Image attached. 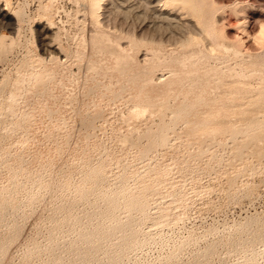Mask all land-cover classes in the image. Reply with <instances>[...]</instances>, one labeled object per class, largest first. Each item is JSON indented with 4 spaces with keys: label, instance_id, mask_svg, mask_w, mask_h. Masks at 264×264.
Returning <instances> with one entry per match:
<instances>
[{
    "label": "rangeland",
    "instance_id": "obj_1",
    "mask_svg": "<svg viewBox=\"0 0 264 264\" xmlns=\"http://www.w3.org/2000/svg\"><path fill=\"white\" fill-rule=\"evenodd\" d=\"M166 1L0 0V264H264V0Z\"/></svg>",
    "mask_w": 264,
    "mask_h": 264
},
{
    "label": "bare ground",
    "instance_id": "obj_2",
    "mask_svg": "<svg viewBox=\"0 0 264 264\" xmlns=\"http://www.w3.org/2000/svg\"><path fill=\"white\" fill-rule=\"evenodd\" d=\"M87 1V7H88V9H89V12L91 13V15H93L94 17L97 15V12H98V8L100 7V4H101V2H102V0H86ZM166 1V0H165ZM171 1H175V2H181V3H184V4H188V3H190V7H192V8H195V6H196V3L199 1V0H167L166 2L167 3H169V2H171ZM6 2V1H5ZM8 2V1H7ZM85 4H86V2H85ZM10 15H13L12 14V12L8 9V7L6 6V5H2V6H0V21L3 23V22H5V20H6V18L8 17V16H10ZM6 26V25H5ZM8 26H10V28L11 29H15V25H14V21H9V23H7V27ZM9 28V29H10ZM210 28H212V26L210 27ZM262 28H264V25H262V27H261V29ZM212 45V44H211ZM47 47V46H46ZM51 47V46H50ZM49 47V48H50ZM48 48V49H49ZM214 49V48H213ZM247 76V75H246ZM249 76V75H248ZM253 85V84H252ZM186 104V103H185ZM187 105V104H186ZM185 105V106H186ZM184 106V105H183ZM182 109V108H181ZM178 110H179V108H178ZM186 110V109H185ZM184 110V111H185ZM182 111H183V109H182ZM181 111V112H182ZM179 114V113H178ZM176 115V114H175ZM180 115V114H179ZM177 116V115H176ZM87 122H89V121H87ZM90 124V123H89ZM91 125V124H90ZM95 171V170H94ZM98 171V170H97ZM99 173H100V171H99ZM99 173H97V174H99ZM93 174H95L94 172H93ZM90 175V174H89ZM88 175V176H89ZM92 175V174H91ZM85 178H87V177H85ZM90 178V177H89ZM92 178V177H91ZM102 178V177H101ZM104 178V177H103ZM97 180V179H96ZM85 181V180H84ZM99 181V180H98ZM101 181V180H100ZM86 182L87 181H85V184H86ZM66 185H67V183H65ZM58 186V185H57ZM59 187V186H58ZM78 187V186H77ZM82 187V186H81ZM80 187V188H81ZM103 187V186H102ZM101 187V188H102ZM94 188V187H93ZM92 188V189H93ZM96 188H98V186L96 187ZM105 188V187H104ZM103 188V189H104ZM58 189V188H57ZM82 190H84V189H82ZM95 190V189H94ZM100 190V189H99ZM108 190V189H107ZM111 190H112V188H111ZM118 190V189H117ZM143 190V189H142ZM89 191H90V189H89ZM92 191V190H91ZM96 191V190H95ZM109 191V190H108ZM127 191V190H126ZM125 191V192H126ZM85 192V191H84ZM113 192V191H112ZM128 192V191H127ZM129 192H130V190H129ZM132 192V191H131ZM79 193V192H78ZM98 193V192H97ZM140 193V192H139ZM120 194H122V193H120ZM79 195V194H78ZM83 195V194H82ZM7 196H9V195H7ZM84 196V195H83ZM100 196H101V194H100ZM138 196V195H137ZM137 196H135V197H137ZM86 197V196H85ZM84 197V198H85ZM106 197V196H105ZM105 197H103V198H105ZM125 197V196H124ZM83 198V197H82ZM101 198V197H100ZM102 198V199H103ZM123 198V197H122ZM132 198V197H131ZM141 198V197H140ZM88 199V198H87ZM143 199V198H142ZM35 200V199H34ZM126 200V199H125ZM125 200H124V202H125ZM133 201H127V204H128V202H129V204L132 206V208L135 206V207H138V210L139 211H141L140 209L141 208H144L145 206H147V205H145L144 206V201H142L141 199H139V197L138 198H134V196H133V199H132ZM8 201V200H7ZM74 201V200H73ZM108 201V202H107ZM32 202V201H31ZM96 202V201H95ZM106 202H107V207H106V209L104 208L105 206H106V204H105V206L103 207L104 209L103 210H101V209H99V210H101V213L104 211V213H105V215L106 216H108V217H112L113 219H115L116 221V223H114V224H111L112 222L111 221H109V223H102V222H99V223H101V224H99V225H97V227L96 228H93L94 226V224L93 225H91V226H93L92 227V229H90L88 226V228H89V230H87V231H82L83 233L81 234L80 232H79V234H81V237H80V235L78 236V237H80L81 238V241H84L85 242V244H87L86 246H84V247H80V249H79V253H81L80 252V250L82 251V253L85 255H83L84 257H87V256H90L91 255V253L92 252H96L97 253V251L99 250V251H101V250H103L105 247H104V240L105 239H108V240H110L112 237H114V236H116V234H118V232H121L122 234H121V236L119 237V239H118V241L115 243V244H118V246L120 247V248H118L119 250H120V252H121V254L124 252V251H126V249L127 248H130L131 246H133V245H135L136 243H138L139 241H140V237H139V231L140 230H138V228H136V227H134V219H133V221L132 220H127V221H123L122 222V220L120 221V220H118V218H117V216H118V214L116 215V209H117V207L119 206V204L121 205V203H120V195H119V193H116V194H113V195H111V196H108L107 197V199H106ZM3 203V202H2ZM1 202H0V204H2ZM74 203V202H73ZM76 203V202H75ZM74 203V204H75ZM97 203V202H96ZM95 203V204H96ZM99 203V202H98ZM104 203V202H103ZM70 204V203H69ZM101 204V203H100ZM145 204H147V201H146V203ZM3 206L5 205V204H2ZM7 205H8V203H7ZM6 205V206H7ZM130 205H128V207H130ZM3 206H2V208H3ZM63 206V205H62ZM61 206V207H62ZM72 206V205H71ZM100 206V205H99ZM126 206V205H125ZM124 206V207H125ZM1 207V206H0ZM19 207V206H18ZM21 207V206H20ZM57 207V206H56ZM66 207V206H65ZM74 207V206H73ZM96 207H97V205H96ZM127 207V208H128ZM134 207V209H136ZM10 208V207H9ZM93 208H94V206H93ZM100 208V207H99ZM102 208V207H101ZM119 208H121V207H119ZM126 208V207H125ZM125 208H123L124 210H126ZM140 208V209H139ZM6 209H8V208H6ZM57 209V208H56ZM147 209V208H146ZM59 210L61 211V209L59 208ZM87 210V209H86ZM85 210V211H86ZM142 210H144V209H142ZM54 211V210H53ZM59 211V212H60ZM64 211V210H63ZM88 211V210H87ZM94 211H95V208H94ZM121 211V210H120ZM132 211V210H131ZM133 211H135V210H133ZM145 211V210H144ZM5 212V211H4ZM3 212V213H4ZM58 212V213H59ZM66 212V211H65ZM64 212V213H65ZM72 212H74V211H72ZM97 212V211H96ZM96 212H95V214H96ZM100 212V211H99ZM128 212H129V210H128ZM142 212V211H141ZM147 212V211H146ZM70 213V212H69ZM68 213V214H69ZM77 213V212H76ZM75 213V214H76ZM104 213H102V214H104ZM131 213V212H130ZM143 214H145L144 212H142ZM86 214H87V212H86ZM90 214V213H89ZM98 214V213H97ZM132 214V213H131ZM1 215V214H0ZM55 215V214H54ZM57 215V214H56ZM65 215H67L66 213H65ZM72 215V214H71ZM88 215V214H87ZM101 215V214H100ZM104 215V216H105ZM121 215V214H120ZM53 216V215H52ZM70 216V215H69ZM72 216H74V215H72ZM86 216V215H85ZM89 216V215H88ZM145 216V215H144ZM143 216V217H144ZM101 217L102 218H104L103 217V215H101ZM126 217V216H125ZM127 217H128V215H127ZM132 217V216H131ZM141 217V216H140ZM142 217V218H143ZM53 218H55V217H53ZM64 218V217H63ZM68 218V217H67ZM99 218V217H98ZM111 218V219H112ZM121 219L123 218V217H120ZM147 218H148V216H147ZM5 219V218H4ZM17 219V218H16ZM69 219V218H68ZM71 219H73V218H71ZM70 219V220H71ZM88 219V218H87ZM97 219V218H96ZM104 219H106V218H104ZM109 219V218H108ZM128 219V218H127ZM132 219V218H131ZM55 220V219H54ZM56 220H57V218H56ZM59 220V219H58ZM85 220V219H84ZM90 220V219H89ZM95 220V219H94ZM86 221V220H85ZM98 221V220H97ZM105 221V220H104ZM103 221V222H104ZM113 221V220H112ZM71 222V221H70ZM75 222V221H74ZM74 222H71V223H73V225H74ZM76 222H78L77 221V219H76ZM87 222H89V221H87ZM67 223H68V221H67ZM84 223V222H83ZM91 223H92V221H91ZM94 223V222H93ZM61 224V223H60ZM63 224V223H62ZM80 224V223H79ZM78 224V225H79ZM98 224V223H97ZM107 224H110V225H107ZM137 224V223H136ZM55 225V224H54ZM4 226V225H3ZM58 226H59V224H58ZM138 226V225H137ZM81 228H82V226H81ZM85 228V227H84ZM77 229V228H76ZM73 231V230H72ZM76 233H77V231H76ZM25 234V233H24ZM119 235V234H118ZM2 236V235H1ZM18 236V235H17ZM24 237V236H23ZM32 237V236H31ZM142 238V237H141ZM52 240V239H51ZM78 240V239H77ZM21 241V240H20ZM51 242V241H50ZM57 242V241H56ZM71 242V241H70ZM54 243V242H53ZM69 243V242H68ZM72 244V243H71ZM77 244V243H76ZM50 246H51V244H49ZM56 245V244H55ZM70 245V244H69ZM77 245H80V244H77ZM76 245V246H77ZM53 246V245H52ZM68 246V245H67ZM70 246H72V245H70ZM75 246V247H76ZM105 246H106V244H105ZM33 247H35V246H33ZM69 247V246H68ZM74 247V246H73ZM72 247V248H73ZM74 247V248H75ZM108 247V246H107ZM31 248V247H30ZM78 248V246L75 248V249H73V250H76ZM109 248V247H108ZM108 248H105L106 250L108 249ZM113 248V247H112ZM66 249V248H65ZM116 249V248H115ZM33 250H35V249H33ZM50 250V249H49ZM55 250V249H54ZM68 250V249H67ZM73 250H71V251H73ZM130 250V249H129ZM0 253H3V252H5V247H4V245H2V246H0ZM30 251V250H29ZM99 251H98V253H99ZM104 251V250H103ZM103 251H101V252H103ZM108 251V250H107ZM109 251H111V248L109 249ZM113 251V250H112ZM115 251V250H114ZM114 251L112 252V253H114ZM116 252H117V250H116ZM53 253V252H52ZM95 253V254H96ZM97 253V254H98ZM103 253H105V251L103 252ZM107 253V252H106ZM112 253H110V254H108L109 256V258H110V260H114V259H116L117 257H119V255L121 256V254L118 252V254H115V255H113ZM49 254V253H48ZM54 254V253H53ZM92 254H94V253H92ZM10 255V254H9ZM34 255V254H33ZM81 255V254H80ZM106 255V254H105ZM107 256V255H106ZM24 257H25V255H24ZM33 257V256H32ZM23 258V257H22ZM1 259V258H0ZM33 259V258H32ZM53 261H52V264H60L61 263V259L58 257V256H55L53 259H52ZM103 260V259H102ZM109 260V261H110ZM5 261H6V259H5ZM21 261V260H20ZM104 261V260H103ZM105 262H108V261H106L105 260ZM113 262V261H112ZM34 263V262H33ZM32 263V264H33ZM102 263V262H101ZM104 263V262H103ZM6 264H9L8 262L6 263ZM105 264V263H104ZM108 264V263H107Z\"/></svg>",
    "mask_w": 264,
    "mask_h": 264
},
{
    "label": "snow or ice",
    "instance_id": "obj_3",
    "mask_svg": "<svg viewBox=\"0 0 264 264\" xmlns=\"http://www.w3.org/2000/svg\"><path fill=\"white\" fill-rule=\"evenodd\" d=\"M262 34H264V28L261 29Z\"/></svg>",
    "mask_w": 264,
    "mask_h": 264
}]
</instances>
